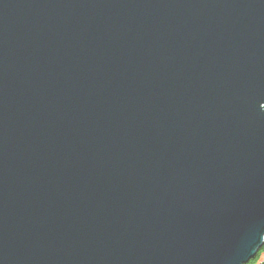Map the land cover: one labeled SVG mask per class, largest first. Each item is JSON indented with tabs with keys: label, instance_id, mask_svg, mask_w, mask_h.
I'll use <instances>...</instances> for the list:
<instances>
[{
	"label": "water",
	"instance_id": "95a60500",
	"mask_svg": "<svg viewBox=\"0 0 264 264\" xmlns=\"http://www.w3.org/2000/svg\"><path fill=\"white\" fill-rule=\"evenodd\" d=\"M263 246L264 0H0V264Z\"/></svg>",
	"mask_w": 264,
	"mask_h": 264
},
{
	"label": "trees",
	"instance_id": "16d2710c",
	"mask_svg": "<svg viewBox=\"0 0 264 264\" xmlns=\"http://www.w3.org/2000/svg\"><path fill=\"white\" fill-rule=\"evenodd\" d=\"M264 254V246L263 248L258 252L257 256L253 259H251L246 264H264V257L262 255Z\"/></svg>",
	"mask_w": 264,
	"mask_h": 264
},
{
	"label": "rangeland",
	"instance_id": "374dc122",
	"mask_svg": "<svg viewBox=\"0 0 264 264\" xmlns=\"http://www.w3.org/2000/svg\"><path fill=\"white\" fill-rule=\"evenodd\" d=\"M257 254H258V253H257ZM256 256H257V255H256ZM256 256H255V257H256ZM262 257H264V254L262 255Z\"/></svg>",
	"mask_w": 264,
	"mask_h": 264
}]
</instances>
